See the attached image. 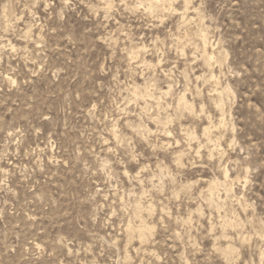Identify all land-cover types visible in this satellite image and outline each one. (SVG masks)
<instances>
[{
    "label": "rangeland",
    "instance_id": "obj_1",
    "mask_svg": "<svg viewBox=\"0 0 264 264\" xmlns=\"http://www.w3.org/2000/svg\"><path fill=\"white\" fill-rule=\"evenodd\" d=\"M0 264H264V0H0Z\"/></svg>",
    "mask_w": 264,
    "mask_h": 264
},
{
    "label": "bare ground",
    "instance_id": "obj_2",
    "mask_svg": "<svg viewBox=\"0 0 264 264\" xmlns=\"http://www.w3.org/2000/svg\"><path fill=\"white\" fill-rule=\"evenodd\" d=\"M159 1H160V0H159ZM103 3H104V2H103ZM108 3H109V2H108ZM165 4H166V3H165ZM199 40H200V39H199ZM9 46H10V45H9ZM207 46H208V45H207ZM205 49H206V48H205ZM137 54H138V53H137ZM137 54H136V55H137ZM203 54H204V53H202V55H203ZM205 54H206V53H205ZM131 55H132V53H131ZM131 55H130V56H131ZM212 55H213V54H212ZM204 59H205V58H204ZM207 61H208V60H207ZM207 61H206V62H207ZM206 62H205V64H206ZM209 66H210V65H209ZM209 66H208V67H209ZM214 78H215V77H214ZM6 79H7V78H6ZM146 94H147V93H146ZM220 116H221V115H220ZM221 121H222V120H221ZM220 124H221V123H220ZM226 175H227V174H226ZM224 178H225V177H224Z\"/></svg>",
    "mask_w": 264,
    "mask_h": 264
}]
</instances>
